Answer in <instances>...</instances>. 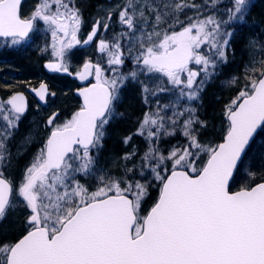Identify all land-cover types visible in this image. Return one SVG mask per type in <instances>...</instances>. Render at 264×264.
Listing matches in <instances>:
<instances>
[{
	"label": "snow or ice",
	"instance_id": "1",
	"mask_svg": "<svg viewBox=\"0 0 264 264\" xmlns=\"http://www.w3.org/2000/svg\"><path fill=\"white\" fill-rule=\"evenodd\" d=\"M21 2L0 0V37H10L13 45L19 44L29 38L34 22L42 21L51 30L57 61L46 67L67 71L64 58L68 50L81 43L80 10L71 0H38L31 14L22 17ZM187 7L190 5L183 0L159 5L154 0L152 4L127 0L117 15L133 36L140 31L136 63L141 71L163 73L172 85L180 87L182 96L197 100L218 64L227 63L232 22L246 20L249 7L248 0H232L224 19L207 15L188 18L184 23L176 17ZM112 15L108 12L107 19ZM149 19H154L152 30L141 31L140 26L148 25ZM165 24L167 29L160 30ZM175 24H180V30H174ZM101 26L109 27L96 20L83 43L93 41ZM126 35L119 34L111 44L98 41V51L106 54L114 73L115 66L124 63L119 40ZM256 43L249 41V50ZM204 45L210 55L202 53ZM260 63L261 69H251L245 88L226 106L228 126L221 143L201 144L194 125L207 128V124L195 116V109H186L188 118L182 122V132L189 147L158 156V162L171 161V173L165 179L156 172L162 187L157 201L144 215L141 203L147 193L139 182H123L126 186L121 187L122 181L101 177L103 187L89 191L75 179L78 173L91 174L92 152L102 147L105 126L116 116L120 89L128 80H137V72L110 79L100 64L86 62L80 79L94 71L96 83L79 90L81 107L63 124L53 126L19 184L3 173L4 161L10 157L5 141L26 110L23 94L12 96L8 104L14 115L10 120L4 117L9 127L0 136V222L11 207L14 192L30 214L20 238L10 243L0 241V264H264V177L239 191H229L234 171L248 158L250 139L264 127V59ZM190 65L201 68L197 71ZM142 88L148 92L146 85ZM33 91L41 100L48 95L46 84ZM56 116L53 113L47 123L53 125ZM175 124L172 120L169 130L159 112L146 113L137 131L152 139L161 133L173 135ZM200 152L207 154V160L197 168L193 161ZM154 153L156 149L150 147L145 159ZM251 159L255 168V157ZM249 174L255 177L254 172Z\"/></svg>",
	"mask_w": 264,
	"mask_h": 264
},
{
	"label": "rangeland",
	"instance_id": "2",
	"mask_svg": "<svg viewBox=\"0 0 264 264\" xmlns=\"http://www.w3.org/2000/svg\"><path fill=\"white\" fill-rule=\"evenodd\" d=\"M197 1L201 2L202 9L201 11L192 9V18L194 20L198 18L203 19L204 16L207 15H212L217 19L225 18L220 17V14L218 13L222 8V4L225 3L226 0ZM65 2H67V0H65ZM146 2L148 4H152L153 0H146ZM154 2L155 4L159 5L167 2V0H154ZM172 2L175 3L176 1L172 0ZM262 2H264V0H251L250 2H248L249 11L246 13V20L232 22L233 27L231 28V30L233 32V35L227 48V63L218 64L215 75L212 76L210 81H206V83L203 85L202 91H204L208 83H217L222 87H231L237 84V82H239L240 80L242 81L241 84L245 88V85L248 83V77L252 75L251 69H261L262 66L260 61L264 59V28L258 20V17H256V14H259L260 9L262 8ZM37 3L38 0H25L22 11L23 16L28 17L36 7ZM71 3L76 6L81 12V9H83V5H86V0H71ZM126 3L127 0H119L115 3H106V5H102L96 8L89 17H87L86 14H83L84 12H81L82 24L78 36L83 35V31H85L86 28L90 30L96 20H100L102 25L104 23H107L109 25V27L106 29V38H109L110 44L116 42V38L119 34L127 33L126 36L121 37L119 40L124 50V63L121 66H115V73L111 69V72H109L106 77L111 79L116 74L127 75L131 71L137 72V80H128L120 89V98L115 105L116 116H114L110 120L109 124L105 126L102 147L97 148L92 152L97 153L98 158H96V156L92 154L93 160L95 158L96 159L94 160V166L91 170V174L85 175L78 173L75 175V179L80 184L87 187L89 191H95L97 188L103 187V184L100 180L101 177H104L105 180L115 179V173L117 170L116 162L106 161L104 163L103 160L100 159V152L105 148V142L110 137L111 128L117 123L125 122V113L122 111V108L126 107L129 104L132 91L136 92L135 96L138 101V107L136 110V116L128 121L131 122V129L139 127L140 122L142 121L146 113L153 114L159 112V114L164 117L166 127L170 126L172 120L176 121L175 132L173 135H164L163 133H161L157 138H152L159 142L160 140L168 138L169 136H171L172 138L173 136H179V141H177L176 143L169 139L171 141L169 142L168 147L164 145L163 147H160L158 149L160 155L168 156V154L173 150H183L184 148L188 147L187 144L189 143V141L182 132V122L183 120L188 118L186 109H195V116L200 120L199 110L204 98V94L202 91L199 93V98L197 100H189L186 95H181L180 87L172 85L166 76H163V74H159L157 72L149 73L146 71H141V66L137 65L136 56L138 55L139 44L136 42V40L137 37L140 36V31L136 32L135 36H133L130 32H128L126 26L120 23L117 15L120 8H122ZM108 12L113 13L110 20L107 19ZM152 23H154V19H149L148 25L140 26L141 31H151L152 29L150 25ZM101 27L103 28V26ZM225 27L227 29L228 26L226 25ZM49 30L50 29L48 28V26L42 21H36L35 29L30 40L15 45L11 43V39L3 40L0 42V62H4V65L0 66V72L3 74L2 78H4V82L8 81V83H3L5 85H8V87L5 85L0 86V95L2 97V101L0 103V119H4V117L9 118L14 115V113L10 111V106L8 104V100L14 92V88H19L21 86L27 89L28 87L38 85L44 80L50 85L51 88L48 107L44 108L34 100L30 105L28 112L25 114V116L30 117V122H28V124L26 125L25 130L18 136L14 137L12 132L14 133L17 128L21 127L17 124L18 127L11 129V135L8 136L5 141L7 149L11 147L12 152L15 154L12 157V160L16 159L17 165L22 164V161L27 160V164L29 166L36 157L38 150L44 146V142L46 141V138L48 137L50 132L47 131L48 126L46 125V122L53 113H57V116L53 122V125H50V127L63 124L66 121L65 118L71 117L72 114L75 113L78 109L73 107L74 101L71 99L73 97L71 92V90H73L71 87V83L69 81L67 82L66 79L63 80L61 76L48 77L47 75H45L42 68V65L45 61L51 60V57H54L52 49V44L54 43V41L51 33H49ZM109 35L111 36L109 37ZM251 40H255L257 43L255 48L249 50L248 42ZM201 51L203 54L210 55L207 45L202 46ZM241 54L243 58L240 60ZM8 55H19L21 58H27L29 60L34 59L35 61L33 62V71L30 74L26 72L15 73V70L12 67L14 59L10 60ZM86 57L87 55L79 54L77 57L73 58L74 60H76L73 65L78 66ZM91 57L96 58L100 66H102L103 64H108L107 58H105L103 53L98 52L97 47L96 49H89V59H91ZM253 61H255V63H253ZM190 68H194L195 70L199 71L201 66L190 65ZM103 70L105 71V69ZM11 72H14L15 74H11ZM6 75H11L10 78H12V81L10 79H6ZM202 78L203 73L201 77H197V82H199V80ZM181 79H185V77L182 76ZM233 80L235 82H233ZM142 85L147 86L148 92L143 91ZM53 93L54 95H52ZM127 96L129 97V99H126ZM63 98H66V103L62 107ZM70 100L71 102H69ZM59 105H61L60 110L59 108H56ZM78 106L80 107V103ZM179 113H184V115L181 116L179 115ZM0 122L5 124H0V136H2L3 134H5L9 126L7 120L5 119L3 120V122ZM194 127L198 132L199 125H194ZM169 130H171L170 127ZM225 131L226 130L224 129V125L220 126L219 124L215 127V133H217V135L219 136L224 135ZM26 138H28L27 141ZM213 140L206 139L204 141V144L212 146L210 143H212ZM28 150L29 153L27 155V158L25 159L22 155L27 153ZM251 157H255V168L252 167L253 160L251 159ZM206 158L207 154L204 152H200L197 156V160L195 162L193 161L194 166L197 167L198 165H200V163H202V160ZM160 163L163 166H165L166 164L172 166L171 161L168 159ZM161 164H158V167L157 165H155V172L153 171V169H144L139 165L137 167L139 176L136 175V179L140 181H146V183L155 184V179H157L156 172H159V169L162 166ZM17 167L19 168V166ZM132 169L133 168H131V170ZM239 171L240 174L242 173L245 179L248 180L246 186L253 184L255 181H260L261 178L264 177V128L259 133L257 139L248 151V158L245 159V162L241 166ZM250 171L255 173V177L249 174ZM23 176L24 174L21 173L16 176L18 178L17 184L22 182ZM129 182H132V180H130ZM123 185L125 186L126 184L123 183ZM19 198L20 197L18 196V194L15 193V199L12 204L13 209L11 208L9 212L11 216L17 212L22 216V225L24 229V221L30 213L24 203L18 202ZM143 200L141 203L142 215L146 214L149 210V205L147 204V202H143ZM2 223L0 222V224ZM18 235H16V237ZM14 239L15 238H13V240L9 241L8 243L13 242Z\"/></svg>",
	"mask_w": 264,
	"mask_h": 264
},
{
	"label": "trees",
	"instance_id": "3",
	"mask_svg": "<svg viewBox=\"0 0 264 264\" xmlns=\"http://www.w3.org/2000/svg\"><path fill=\"white\" fill-rule=\"evenodd\" d=\"M210 1V0H207ZM107 0H86V5H83L82 12H84L87 17L92 14L95 9L99 6L106 5ZM208 3V2H207ZM262 8L260 9L259 14H256V17H258V20L263 25L264 28V2H262ZM231 4L226 0L225 3L222 4V8L220 9L219 13L220 17L224 18L226 17V9ZM97 6V7H96ZM264 37V36H263ZM9 56V55H8ZM10 60L14 59V62L12 63V67L16 72L21 73H31L34 69V59L29 60L27 58H21L19 55L9 56ZM243 58L242 54L240 55V60ZM9 66V65H8ZM11 66V65H10ZM238 72V71H237ZM14 72H11V74H15ZM11 75H6V79H12L10 78ZM1 80V79H0ZM12 81V80H11ZM242 81L240 80L237 82V84L231 86V87H222L219 86L217 83L210 84L208 83L206 85V88L203 92V102L200 106L199 110V116L200 120L206 122L207 128H202L199 126L198 129V139L201 144H204L206 139L213 140L212 143H210L212 146L215 144H218L221 140L223 135H217L215 133V127L220 124V126L224 125V129H227L228 123L225 115V109L226 106H230L231 101L235 99L238 96V93L244 88V86L241 84ZM131 93V91H130ZM129 93V94H130ZM127 95V94H126ZM136 92L132 91V95L129 100V104L122 108V111L125 113V122L124 123H117L111 128L110 131V137L105 142V148L100 153V159L103 160L105 163L106 161H114L116 162V173H115V179H118L122 181L121 187H124L123 182H129L132 180L133 183L139 182L141 185L144 186L146 189V197H144L143 202H147L150 208L155 201L157 200L159 196V192L162 186V182L160 179H155V184L152 183H146V181H140L136 179V175L139 176V173L137 172V167L140 165L144 169H153L155 165L161 164L158 162V156L160 155L159 148L166 146L168 147L169 142L172 140L175 143L179 141V136H169L168 138H164L163 140H160L159 142L155 139H149L146 137V135H140L138 134V128L131 129V122H128L131 118L136 116V110H137V98H136ZM126 99H129L127 96ZM71 102V100L69 101ZM62 105L64 106L66 103V98L62 99ZM215 133V134H214ZM131 137L130 140H128L127 143H125V138ZM171 139V140H169ZM189 147V143L187 144ZM155 148L156 153H154L152 156H150L148 159H145V153L149 151V148ZM98 158L97 153H92ZM131 154V155H130ZM126 156H129V158H125ZM95 158V159H96ZM94 159V160H95ZM99 159V161H100ZM197 160V157L195 158L194 162ZM207 160H202V163L197 166V168H200L203 166V163ZM162 165V164H161ZM172 166L165 165L161 166L159 169V175L161 177H166L168 172L171 170ZM131 168H133L131 170ZM130 170V171H129ZM140 179V178H139ZM145 179V178H144ZM142 179V180H144ZM248 180L245 179L243 174H240V171L237 174V177L232 183V189H237L241 186H244L247 183ZM258 182V181H257ZM256 183V181L254 182ZM126 186V185H125ZM23 231V225H22V216L17 212L14 213L7 224L2 228V231L0 232L1 235H5L7 237L14 238L16 235L20 234V232Z\"/></svg>",
	"mask_w": 264,
	"mask_h": 264
},
{
	"label": "flooded vegetation",
	"instance_id": "4",
	"mask_svg": "<svg viewBox=\"0 0 264 264\" xmlns=\"http://www.w3.org/2000/svg\"><path fill=\"white\" fill-rule=\"evenodd\" d=\"M119 0H107V3H115V2H118ZM176 2H180V0H175ZM24 2H25V0H23V2H22V5H21V14H22V16H23V6H24ZM183 3H185V4H187V5H190V7H187V8H184L183 9V11L181 12V13H179L178 14V16L176 17L179 21H182V22H184V23H187L188 22V18H191L192 20H194L193 18H192V9L193 10H197V11H201V2H198L197 0H183ZM191 5H195V7H191ZM97 7V6H96ZM98 8V7H97ZM82 12V11H81ZM83 14H85V13H83ZM24 17V16H23ZM169 23H171V21H169ZM35 25H36V22H35ZM167 27H168V25L167 24H165V25H163L162 27H161V29L160 30H164V29H167ZM34 29H35V27H34ZM34 29H33V31H34ZM87 29L88 28H86L85 29V31H83V35H81V36H78V39L81 41V43L79 44V45H75L72 49H70V50H68V53H67V57L65 56V58H64V64H65V66L67 67V71H52V70H50V69H47L46 68V65H47V63H50V62H57L56 61V58L55 57H51V60H48V61H45L44 63H43V65H42V68H43V70H44V73H45V75H47L48 77H55V76H61L62 77V79L64 80V79H66L67 80V82L69 81L70 83H71V87H72V89L73 90H71V92H72V100L74 101L73 102V104H74V106L73 107H75V108H78L76 111H78L79 110V108L81 107V105H82V102H81V97L80 96H78L77 94H76V91L77 90H79V89H82V88H84V87H87V86H89V83H91V82H93V81H95V77L89 82H87L86 84H81L80 83V81H79V79H80V76H79V74H82L83 73V71H84V68H83V65L87 62V63H89V62H93L94 64H99V62H98V60L96 59V58H92L91 57V59H89V49L90 48H95L96 49V47H97V50H98V41L100 40V39H104L105 41H107V42H109V38H106V29H104V28H100V30L98 31V34H97V36H96V38H95V41L91 44V45H86V44H84L83 43V41L84 40H86L87 39V36H88V34H89V32H90V30L92 29H88V31H87ZM174 30H180V24H175L174 25ZM87 31V32H86ZM49 33H51V30H49ZM32 35H33V32L31 33V35L29 36V38L28 39H26L25 41H28V40H30L31 38H32ZM111 35H109V37H110ZM9 39H11V38H9ZM3 40H7V39H1L0 40V42L1 41H3ZM24 42V41H23ZM99 52V51H98ZM69 54V55H68ZM79 54H84V55H87V57L86 58H84L82 61H81V63L78 65V66H75V65H73L74 64V62L76 61V60H74L73 58H75V57H77ZM104 54V53H103ZM73 56H75V57H73ZM104 56H105V58H107V56L104 54ZM74 60V61H73ZM103 61H104V59H103ZM4 65V62H0V66H3ZM119 66H121V65H119ZM101 68H103V69H105V71H103L104 72V74H105V76L107 75V74H109V72H111V69H112V67H110L108 64L107 65H105V64H103L102 66H101ZM107 68V69H106ZM107 70V71H106ZM157 73H159V72H157ZM95 74V73H94ZM159 74H163V73H159ZM2 76H3V74L0 72V86H4L5 84H3V83H8V81L7 82H4V78H2ZM163 76H165L164 74H163ZM3 81V82H2ZM41 84H46L47 85V88H48V95H47V103L45 104V105H42L39 101H38V99H37V97L35 96V94L32 92V88H37V87H39ZM5 86H7L8 87V85H5ZM14 90V92H13V94L10 96V98L12 97V96H14V95H17V93H22L23 94V97H24V99H25V103H26V110H25V112L24 113H22L21 115H20V118H19V120L16 122L18 125H20L21 127H19V128H17L16 130H15V132L13 133L12 132V134L14 135V137H16V136H18L21 132H23L24 130H25V127H26V125L28 124V122H30L29 120H30V117H27V116H25V114L28 112V110H29V108H30V105L33 103V101L35 100L36 102H38L42 107H44V108H47L48 107V105H49V96H50V94H51V88H50V85L44 80V81H42V82H40L38 85H36V86H31V87H28L27 89L26 88H24V87H19V88H14L13 89ZM10 98H9V100H10ZM8 100V101H9ZM1 101H2V97H1V95H0V103H1ZM79 103H80V107L78 106L79 105ZM10 106V105H9ZM62 107H63V105H62ZM56 108H59V110L61 109V105H59V106H57ZM71 110V109H70ZM73 111V110H72ZM52 116V115H51ZM50 116V117H51ZM12 117L13 116H11V117H9L8 119L10 120V119H12ZM71 117H66L65 119L66 120H68V119H70ZM3 120L4 119H0V121H2L3 122ZM48 121V120H47ZM0 124L1 125H5L4 123H1L0 122ZM46 125L48 126L47 127V131H50L51 132V130H52V128L53 127H50V125L46 122ZM5 128V127H4ZM6 129V128H5ZM50 132H49V135H50ZM48 135V136H49ZM47 139V138H46ZM15 147V146H14ZM9 150V152H10V157H6L7 159L4 161V168H3V173H4V176L6 177V178H8L9 180H11V181H13L14 182V184H17V180H18V178L16 177V176H18L20 173L21 174H24V172H25V169H26V167L28 166V164H27V160L25 161V163H24V161H22V164H19V165H17L16 164V159H13L12 160V157L15 155L13 152H12V150H11V147L8 149ZM28 153H29V150L27 151V153H25V154H23L22 156L26 159L27 158V155H28ZM24 163V164H23ZM17 166H19V168L17 167ZM14 173V174H12V173ZM14 199H15V192L13 193V196H12V198H11V207H9L8 208V210H7V213H9V214H7L6 215V217L3 219V223L2 224H0V232L2 231V228L7 224V222L9 221V219L11 218V215H10V209L12 208L13 209V206H12V204H13V201H14ZM22 201V199L21 198H19L18 199V202H21ZM24 230V229H23ZM22 234H24V231H22L21 233H20V235H18L17 237H14L15 239H14V241H16L18 238H20L21 236H22ZM17 238V239H16ZM13 240V238H9V237H7V236H5V235H1L0 234V241H3V242H5V243H8L9 241H12ZM13 241V242H14Z\"/></svg>",
	"mask_w": 264,
	"mask_h": 264
},
{
	"label": "water",
	"instance_id": "5",
	"mask_svg": "<svg viewBox=\"0 0 264 264\" xmlns=\"http://www.w3.org/2000/svg\"><path fill=\"white\" fill-rule=\"evenodd\" d=\"M248 1H249V0H248ZM22 2H23V0H22ZM22 2H21V5H22ZM21 5H20V14H21ZM91 31H92V30H91ZM91 31H90V32H91ZM30 34H31V33H30ZM30 34H29V35H30ZM97 34H98V33H97ZM6 38H10V37H0V39H6ZM95 38H96V37H95ZM95 38L93 39V41L89 42L88 44L91 45V44L94 42ZM88 44H86V45H88ZM89 63L95 65L93 62H89ZM47 64H48V63H47ZM46 68H47V67H46ZM47 69H48V68H47ZM83 72H84V71H83ZM93 72H94V71H93ZM92 76H93V74L87 76V78L84 79V80L79 79V81H80L81 84H86L88 81H90V80L92 79ZM94 83H96V81L93 82V83H91L89 86L84 87V88H89V87H91V85L94 84ZM39 88H40V86L37 87V88H32L31 90H32V92L35 94V96L37 97L38 101H39L41 104L45 105V104L47 103V95H46V97H45L44 100H41L40 97L38 96L37 92H36V91H33L34 89H35V90H38ZM82 89H83V88H82ZM79 90H80V89H79ZM79 90L76 91V94H77L78 96H80V94H79ZM47 92H48V88H47ZM17 94H22V93H17ZM80 97H81V100H82V103H83V98H82V96H80ZM261 129H262V127H261V128H258L257 131L253 134V136H252V138L250 139V142H249V147L251 146V144L253 143V141L255 140V138L257 137V135L259 134V132L261 131ZM249 147L246 149V151H248ZM237 171H238V170H237ZM237 171H234L233 179L235 178ZM170 173H171V172H170ZM170 173H169L168 175H170ZM190 174H191V173H190ZM168 175H167V176H168ZM166 178H167V177H166ZM166 178H165V179H166ZM233 179L230 180V182H229V191H239L241 188H240V189H237V190H231V184H232Z\"/></svg>",
	"mask_w": 264,
	"mask_h": 264
}]
</instances>
